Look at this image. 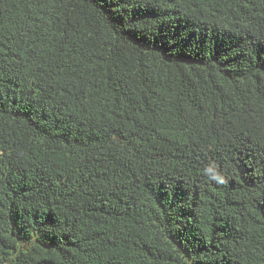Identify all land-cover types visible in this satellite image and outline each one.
I'll use <instances>...</instances> for the list:
<instances>
[{
	"label": "trees",
	"instance_id": "1",
	"mask_svg": "<svg viewBox=\"0 0 264 264\" xmlns=\"http://www.w3.org/2000/svg\"><path fill=\"white\" fill-rule=\"evenodd\" d=\"M0 264H264V0H0Z\"/></svg>",
	"mask_w": 264,
	"mask_h": 264
}]
</instances>
